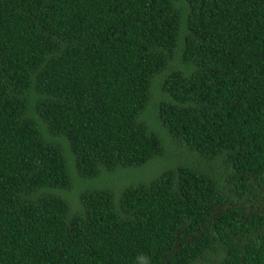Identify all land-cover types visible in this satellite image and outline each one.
Wrapping results in <instances>:
<instances>
[{"label": "trees", "instance_id": "obj_1", "mask_svg": "<svg viewBox=\"0 0 264 264\" xmlns=\"http://www.w3.org/2000/svg\"><path fill=\"white\" fill-rule=\"evenodd\" d=\"M0 264H264V0H0Z\"/></svg>", "mask_w": 264, "mask_h": 264}, {"label": "rangeland", "instance_id": "obj_2", "mask_svg": "<svg viewBox=\"0 0 264 264\" xmlns=\"http://www.w3.org/2000/svg\"><path fill=\"white\" fill-rule=\"evenodd\" d=\"M153 93L155 99L159 94L158 87L154 89ZM150 112L148 118H143L147 122L149 129L162 141L164 148L163 153L138 166L118 167L110 170L102 169L97 175L87 178L81 177L75 168H71V165H69L72 186L70 190H63L62 195L71 205L77 203V197L81 191L108 189L111 190L115 196H119L125 186L148 180L167 167L191 161L183 145L173 141L166 130L156 121L154 115H150ZM66 157L68 159L67 154Z\"/></svg>", "mask_w": 264, "mask_h": 264}]
</instances>
